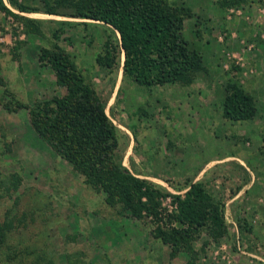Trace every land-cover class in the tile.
I'll return each mask as SVG.
<instances>
[{
	"label": "rangeland",
	"instance_id": "1",
	"mask_svg": "<svg viewBox=\"0 0 264 264\" xmlns=\"http://www.w3.org/2000/svg\"><path fill=\"white\" fill-rule=\"evenodd\" d=\"M164 1L191 13L183 35L202 66L189 86L140 87L123 76L122 64L112 72L99 67L96 56L111 29L73 17L72 7L57 15L21 13L0 0L13 13L0 9V264H264L263 195L254 209L243 192L264 180V0L223 10L220 0ZM54 45L105 103L117 130V162L169 194L160 199L162 214L176 210L172 197L183 196L188 184L201 183L224 206L222 238L202 230L192 254H172L150 224L107 205L37 135L27 107L66 94L39 62L41 49ZM232 76L256 100L252 120L222 117ZM251 123L253 141L242 133Z\"/></svg>",
	"mask_w": 264,
	"mask_h": 264
},
{
	"label": "trees",
	"instance_id": "2",
	"mask_svg": "<svg viewBox=\"0 0 264 264\" xmlns=\"http://www.w3.org/2000/svg\"><path fill=\"white\" fill-rule=\"evenodd\" d=\"M34 2L41 3L43 8H34ZM8 3L21 13L48 15H57L60 7H72L73 17L109 27L110 35L96 56L97 65L112 72L122 64L123 76L140 87L189 86L201 69V54L183 35L190 11L171 8L164 0H8ZM241 3L247 0H220L218 5L223 10ZM0 9L13 15L2 3ZM39 62L51 67L57 84L65 87L66 94L39 102L33 108L19 107H27L30 125L37 135L86 184L103 193L107 205L119 207L120 215L127 212L150 224L153 238L169 245L175 255L191 253L202 230H207L215 240L227 233L223 204L198 182L188 184L183 196L172 197L174 212L162 214L160 199L169 194L134 177L117 162L116 127L105 112V103L78 72L71 57L54 45L52 49H41ZM224 93L221 107L225 120L241 122L256 117L255 98L233 76L227 80ZM3 238L0 233V247Z\"/></svg>",
	"mask_w": 264,
	"mask_h": 264
},
{
	"label": "crops",
	"instance_id": "3",
	"mask_svg": "<svg viewBox=\"0 0 264 264\" xmlns=\"http://www.w3.org/2000/svg\"><path fill=\"white\" fill-rule=\"evenodd\" d=\"M210 80H209V82L210 83H213V84H215V82H216V80H212V78H209ZM254 79H256V78H254ZM253 79V80H254ZM256 123H254L253 125H255ZM251 125H252V123L251 124H249L248 126H247V128H244V129H242V133L246 136V137H248L249 139H250V141L253 139V138H255V136H256V132L253 130V129H250L251 128ZM256 127L258 128L259 126H257L256 125ZM253 141V140H252ZM255 153H253V155H252V159H256V157H255ZM240 162H242V161H240ZM258 162H261V163H263V161H259V160H256V163H258ZM124 166H126V165H124ZM202 167L200 168V172L202 171ZM192 176V175H191ZM263 177L264 178V176L263 175H261L260 174V177ZM258 179L256 180V182L255 183H248L249 185H248V189H246L245 191H243L244 193H245V196L246 197H248V200H246L247 202H249L250 204H251V206L255 209V208H257V209H260V206L261 205H259V202H260V200L262 199V197H261V195H263V200H264V190L262 189V187H263V185H264V180L263 179H260L258 182ZM239 194H241V192L239 193ZM260 215V214H259ZM262 221L264 222V212H263V215H262ZM263 233H264V230H263ZM263 237H264V234H263ZM157 247H158V245H156ZM167 246H165V247H162V249H164L163 251H162V253H161V256L163 255V254H165L164 252H165V248H166ZM167 249V248H166Z\"/></svg>",
	"mask_w": 264,
	"mask_h": 264
}]
</instances>
